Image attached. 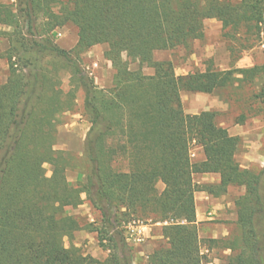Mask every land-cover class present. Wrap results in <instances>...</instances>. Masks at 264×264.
<instances>
[{"label": "trees", "instance_id": "trees-1", "mask_svg": "<svg viewBox=\"0 0 264 264\" xmlns=\"http://www.w3.org/2000/svg\"><path fill=\"white\" fill-rule=\"evenodd\" d=\"M210 18L235 45L230 53L264 45V0L0 3V39L8 42V77L0 84V264H131L120 221L162 224L166 246L148 264H202L195 193L220 198L229 187L244 189L233 202L235 231L211 241L228 251V264H264V165L241 168L235 160L240 138L214 112L185 114L181 102L182 92L212 94L255 79L263 83L254 97L264 102V63L177 76L171 62L153 58L155 51L187 49L202 39ZM67 24L77 29L71 50L53 40ZM96 45L107 46L104 59L114 71L108 89L87 80L72 57ZM54 60L66 63L69 84L83 93L89 122L83 148L89 170L76 185L66 177L67 155L54 150L55 119L74 105L64 97ZM143 68L155 73L146 76ZM194 146L203 160L191 161ZM45 164L52 166L50 177ZM195 174L217 175L218 182L197 186ZM84 202L100 218L98 228L85 227L113 253L103 262L63 243L84 227L67 209Z\"/></svg>", "mask_w": 264, "mask_h": 264}, {"label": "rangeland", "instance_id": "rangeland-1", "mask_svg": "<svg viewBox=\"0 0 264 264\" xmlns=\"http://www.w3.org/2000/svg\"><path fill=\"white\" fill-rule=\"evenodd\" d=\"M60 1L67 3L68 0ZM14 2L15 0H0V3L8 5ZM223 33L221 23L216 18L207 19L203 23L202 39L193 41L187 49L178 47L171 51H163L156 60L171 62L177 76H185L197 71L203 72L209 66L225 70L247 68V66L252 67L264 63V45L257 44L239 55L236 52L230 53L228 47H236L233 43H229ZM53 40L60 48L71 50L77 42V29L69 24L57 28ZM7 48V39L1 38L0 53L3 57L0 59V84H3L8 77V65L4 57ZM106 50V45H96L79 56L72 55L87 80H91L94 86L102 89L111 87L114 73L110 62L104 59L103 54ZM52 63L60 69L61 89L64 97L70 98L74 104L70 111L55 119L54 150L63 152L69 159L70 166L66 171L67 180L72 185L81 184L84 183L89 170V163L83 149L89 128L88 119L82 111L83 93L69 84V71L66 63L56 60ZM129 68L134 71L137 65L131 64ZM142 73L152 76L155 69L143 68ZM262 83V79H255L252 82L235 83L231 87L212 94L181 93L182 108L185 114L194 115L212 111L216 114V122L227 131L229 129L230 135L232 133L243 134L235 160L241 168L253 171H258L264 165V102L254 97L260 92ZM241 118L242 122H240ZM191 151L196 155L190 158L191 161H198L197 155L201 154L200 148L194 146ZM44 170L46 176L50 177L52 166L45 164ZM193 182L197 186L215 184L218 182V176L195 174ZM162 188V184L157 185L159 192ZM243 193V188L229 187L225 195L217 198L216 204L208 205L209 210L204 213L203 220L197 224L200 251L204 257L202 264H228V251H225L221 244L213 243L211 240L226 239L234 233L235 221L231 220L233 216L236 218L233 202ZM204 195L203 192L195 193V202L196 200L197 203L200 202V198ZM210 212L212 215L208 216ZM67 214L79 219L84 227L75 232L71 239L63 240L66 248H73L82 256L91 257L99 262H103L113 254L108 249L107 241L101 242L96 231H90L85 227L91 225L93 229H96L100 226L98 213L92 210L87 202L75 209H67ZM161 226L160 223L151 224L150 222H119L118 229L126 239L127 248L130 249L131 264H148V256L154 250L166 246L160 235ZM140 228H146V231L137 235V229ZM212 235H215L216 239H212ZM116 254L119 255L117 252Z\"/></svg>", "mask_w": 264, "mask_h": 264}, {"label": "crops", "instance_id": "crops-1", "mask_svg": "<svg viewBox=\"0 0 264 264\" xmlns=\"http://www.w3.org/2000/svg\"><path fill=\"white\" fill-rule=\"evenodd\" d=\"M161 52H163V51H155L153 53V58L155 61H157L156 60L157 57L161 56ZM247 68H249V66H247ZM225 70H227V69H225ZM237 126H239V125H237ZM228 133H230L229 129H228ZM232 136H237V137L241 138V137H243V134L232 133ZM197 156L199 158L198 161L203 160L202 154H198ZM217 200H218L217 198H213L207 194H205L202 198H200V202L197 203V200H196V202H195V205H196V224H198L200 221L203 220L204 213L209 210L208 205H210L212 203L216 204ZM235 219L236 218L234 216L231 217V220L235 221ZM137 231L140 233H143L144 231H146V228H140V229H137ZM211 238L216 239V236L212 235Z\"/></svg>", "mask_w": 264, "mask_h": 264}, {"label": "built area", "instance_id": "built-area-1", "mask_svg": "<svg viewBox=\"0 0 264 264\" xmlns=\"http://www.w3.org/2000/svg\"><path fill=\"white\" fill-rule=\"evenodd\" d=\"M196 155H195V153L194 152H192V151H190V158H194ZM208 216H211L212 215V213L210 212V213H208L207 214ZM137 235H140V232H138V234Z\"/></svg>", "mask_w": 264, "mask_h": 264}]
</instances>
